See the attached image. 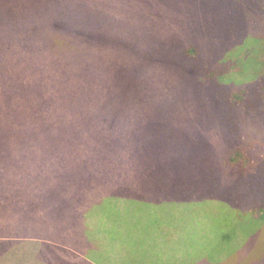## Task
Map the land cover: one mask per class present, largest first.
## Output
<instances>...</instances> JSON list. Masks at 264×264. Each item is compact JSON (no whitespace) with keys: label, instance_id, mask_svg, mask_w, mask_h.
<instances>
[{"label":"trees","instance_id":"obj_1","mask_svg":"<svg viewBox=\"0 0 264 264\" xmlns=\"http://www.w3.org/2000/svg\"><path fill=\"white\" fill-rule=\"evenodd\" d=\"M36 1L42 9H13L9 17H1L7 18L5 24H0L4 25L0 29L1 44L10 37L12 45L0 52L6 56L1 63L0 90L7 93L8 101L13 94L19 96L21 89L11 77L22 80L32 65L40 63L43 108L40 114L29 116L28 130H40L43 137L26 138L21 148L37 152L46 149L50 136L51 143L79 154L58 155L54 165L27 166L29 162L15 161L13 156L3 160L5 150L20 149V136L0 146V264H41L45 260L49 264H244L255 257L257 248L264 253V194L244 188L229 197V183L235 178L252 183L258 176L264 177V161L253 164L240 159L233 165L232 155L233 162L228 160L234 142H240L239 128L251 124L249 116L255 124L262 123L256 119L261 107L255 98L258 85L264 86V16L257 9L264 0H246V7L252 5L248 11L254 22L242 28L248 40L254 42L252 58L245 54L243 59L231 60L223 50L209 54L210 58L204 53L200 37L175 43L172 51L155 37L146 41L151 54L166 61L176 56L174 65L180 64L184 75L204 94L199 96L207 98L208 109L215 112L213 128L220 131L219 153L215 165L206 154L201 166L197 162L203 150L189 159L183 149L193 152L199 151L201 143L210 146L207 136L201 130L185 134L181 121L178 126L169 123V114L163 116L162 109L158 110L161 120L156 122L162 128L156 133L140 134L135 141L129 137L130 122L102 119L97 123L90 120L91 109L69 103L74 92L60 82L85 76V72L80 74L81 65L84 63L86 68L91 58V48L84 45L88 38L85 32L90 34L96 25L104 24L107 16L102 15V6H79V0H67L71 7L65 9L55 7L51 0ZM227 1L237 5L239 19H244V0ZM114 19L125 25L133 23L123 16ZM148 34L157 33L151 29ZM79 49L82 56L73 62ZM222 55L221 62L230 66L220 73L213 65ZM67 59L76 66L77 74L56 66ZM260 80L263 84H257ZM145 108L146 104L138 106L137 112L143 113ZM60 135L71 138L58 141ZM163 135L173 142L169 153L155 156L149 147L142 148L146 143L164 141ZM94 162H99L97 169L103 182L86 181L90 175L87 165ZM219 174L221 178L215 183L214 175L218 178ZM70 176L83 177L77 182ZM181 186H193L187 190L188 196ZM94 189L98 191L85 210L86 200L81 196ZM221 191L227 194L224 199L219 197ZM227 198L233 199L232 207ZM255 205L257 209H253ZM221 210L228 212L223 222L214 227L207 225L221 216ZM203 214L205 219L199 217ZM67 246L74 254L67 252Z\"/></svg>","mask_w":264,"mask_h":264},{"label":"rangeland","instance_id":"obj_2","mask_svg":"<svg viewBox=\"0 0 264 264\" xmlns=\"http://www.w3.org/2000/svg\"><path fill=\"white\" fill-rule=\"evenodd\" d=\"M51 1L59 9L71 7L67 0ZM234 2L237 3V1ZM230 3L227 0H79V6L81 4H85L89 8L102 6V15L107 16V19L102 21L104 24L96 25L90 34L84 31L88 36V38L85 37L84 45L91 48V58L87 67L85 68L84 63L81 65L83 72L80 71V74L85 72V76L76 75L74 78H69L67 82L64 80L60 82L62 86H68L74 92V95L69 99V103H76L81 105L82 108L86 107L85 110L91 109L90 120L97 121V123L102 119H108L111 122L118 121V123L121 119L130 122L131 133L129 137L134 138L135 141L139 139L140 134L156 133L162 128L157 126L156 123L161 120L158 110L162 109L164 110L163 116L169 114L167 117L169 123L172 122L175 126H178L179 121H181V130L185 134L188 135L192 131L201 130L204 136H207L206 140L210 146L204 147V144L201 143L202 146L198 148L199 151L193 152L183 149L184 155L190 159L199 156V153L203 150L197 165L201 166L205 163L202 164L201 160L206 154V157L214 163L220 149L217 145L220 131L215 132V128H213L215 112L212 113L208 109V104L205 103L207 98L199 96L204 94L200 92L189 76L184 75L180 64L174 65L176 56H171L170 60L166 61L160 55H153L150 53L146 41L155 37L172 51L171 48L175 43L179 45L184 40H196L197 37H200L204 42V53L208 57L216 51L223 50L222 53L229 54L231 60L232 58L243 59L245 54L250 55L252 58L251 46L254 42L248 40V36L242 28L253 26V14L248 11V8H252V5L246 7V0L243 1V14L245 17L239 19L241 16L239 8L231 1ZM27 7L42 9L41 4L36 0H0V24H5L7 21V18H1L3 15L9 17L13 9L23 10ZM104 8L107 10L108 15ZM253 9L256 11L254 5ZM257 9L264 16V2L260 6L258 5ZM118 16L128 18L133 23L128 25L121 22L117 23L116 19L121 21L119 18L114 19ZM38 18L41 19L40 16ZM18 21V19H15L14 22ZM0 26H2L0 29L3 30L4 25ZM151 29L157 34H148V30L151 32ZM262 30V27L259 26L258 31L261 33ZM208 39L214 42H206ZM1 43L2 41H0V52L3 48L10 47L12 40L10 37H5L4 43ZM80 49L76 51L77 56L73 62L82 56ZM0 55L1 69L3 68L1 63L6 60V56L1 53ZM222 58L223 55L220 57V61L218 59L213 65V68L219 70L220 73L229 69L230 66L229 63L221 62ZM32 61L33 59H31ZM73 62L67 59L60 61L56 66L64 68L71 75H75L78 71ZM41 67L40 63H37V66L32 65L30 67L31 72H26L22 80L11 77L16 80L14 81L16 87L21 89L18 92L19 96L13 94L11 100L8 101L7 93L0 90V146L9 143L12 138L17 136H20L19 139L21 140L20 149L17 147L10 151L5 150L3 160L13 156L15 161L29 162L27 166L54 165L55 162H58V155L79 154L78 152H70L68 147L51 143L50 136H48L49 146L46 149H39L37 152L33 149L21 148L24 142L26 144V138L43 137L40 130H34V128L28 130L31 122L29 116L34 113L36 115L40 114L43 108V100L40 101L39 94V90L43 87L40 82ZM1 76L2 78L6 77L4 74H1ZM261 82L263 84V80L258 81L257 84H261ZM258 86L260 89H257L255 100H258L261 111H259V117L256 116V119L262 120V123L260 125L255 124L254 119L248 115L251 124L239 128L240 142L237 141L236 144L234 142L228 156L230 163L234 161L231 163L233 165L238 163L240 159L253 164L256 160H258L256 162L264 161V112L262 111L264 110V86ZM144 104H146L144 112H137L138 106ZM106 109H110L109 114L105 112ZM141 121L142 124H139ZM209 124L212 125V129L208 126ZM218 128L220 129V127ZM165 136L166 139L161 140L159 144L146 143L145 145L144 141H140V143L145 145L142 148L149 147L148 149L155 156L163 155L170 152L169 148L173 143L167 135L162 137ZM70 138L71 136L60 135L57 140L66 142ZM230 156L233 161L230 160ZM249 156L252 157L249 158ZM30 158L33 159L30 161ZM74 162L76 161L74 160ZM87 167L90 175L98 180H93L89 175L86 181L103 182L97 169L99 162H94L90 166L87 165ZM262 173L264 175V169ZM214 176L213 180L216 183L217 179L221 178V174L218 175V178L216 175ZM82 177L74 178L70 176L77 182H81ZM252 177L254 176L252 175ZM229 187L231 188L229 197L232 194L243 192L244 188H252L256 193L260 191L259 195L261 196V194H264V177L258 176L252 183H248L244 178L237 177L229 183ZM181 188L185 189L184 195L188 196L187 190H191L193 186H181ZM97 191L98 189H94L91 193L82 194L81 198L86 200L85 210L89 209L91 200L95 198L93 195ZM223 192L218 193L219 197L224 199L227 194ZM207 199L209 202L212 201V198ZM225 200L230 201L229 206H233L234 201L232 198ZM225 206H227L226 202ZM257 207L258 205H255L253 209H257ZM262 207L264 208V204ZM220 213L221 216L217 215L215 222L213 221L207 225L214 227L220 221L223 222V218L226 217L228 212L221 210ZM199 217L205 219V214ZM221 227H224V225L222 224L218 228V233L221 232ZM212 229L216 233V228ZM67 247L65 248L67 252L74 254L71 247ZM49 263L45 260L41 264Z\"/></svg>","mask_w":264,"mask_h":264},{"label":"crops","instance_id":"obj_3","mask_svg":"<svg viewBox=\"0 0 264 264\" xmlns=\"http://www.w3.org/2000/svg\"><path fill=\"white\" fill-rule=\"evenodd\" d=\"M257 253L253 255L255 257H252L251 260H248L244 264H264V253H262V250L260 248H257ZM232 264H239V263L235 262Z\"/></svg>","mask_w":264,"mask_h":264}]
</instances>
